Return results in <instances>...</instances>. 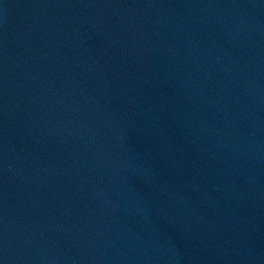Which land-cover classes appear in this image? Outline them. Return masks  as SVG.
Wrapping results in <instances>:
<instances>
[{"label": "water", "instance_id": "water-1", "mask_svg": "<svg viewBox=\"0 0 264 264\" xmlns=\"http://www.w3.org/2000/svg\"><path fill=\"white\" fill-rule=\"evenodd\" d=\"M0 264H264V0H0Z\"/></svg>", "mask_w": 264, "mask_h": 264}]
</instances>
